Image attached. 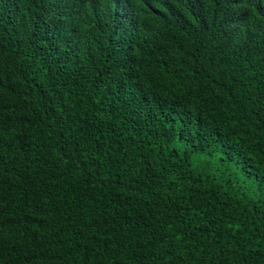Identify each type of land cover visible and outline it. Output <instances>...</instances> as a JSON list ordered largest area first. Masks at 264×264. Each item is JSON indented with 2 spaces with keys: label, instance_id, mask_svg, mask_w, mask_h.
<instances>
[{
  "label": "trees",
  "instance_id": "1",
  "mask_svg": "<svg viewBox=\"0 0 264 264\" xmlns=\"http://www.w3.org/2000/svg\"><path fill=\"white\" fill-rule=\"evenodd\" d=\"M0 264H264V0H0Z\"/></svg>",
  "mask_w": 264,
  "mask_h": 264
}]
</instances>
